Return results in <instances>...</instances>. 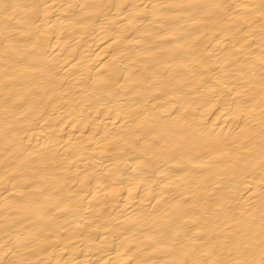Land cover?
<instances>
[{
  "label": "bare ground",
  "instance_id": "obj_1",
  "mask_svg": "<svg viewBox=\"0 0 264 264\" xmlns=\"http://www.w3.org/2000/svg\"><path fill=\"white\" fill-rule=\"evenodd\" d=\"M0 264H264V0H0Z\"/></svg>",
  "mask_w": 264,
  "mask_h": 264
}]
</instances>
